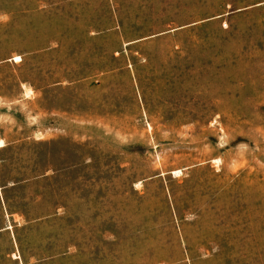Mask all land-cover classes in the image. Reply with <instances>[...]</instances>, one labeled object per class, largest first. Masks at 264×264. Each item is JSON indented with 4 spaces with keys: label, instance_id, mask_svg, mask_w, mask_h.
<instances>
[{
    "label": "rangeland",
    "instance_id": "rangeland-1",
    "mask_svg": "<svg viewBox=\"0 0 264 264\" xmlns=\"http://www.w3.org/2000/svg\"><path fill=\"white\" fill-rule=\"evenodd\" d=\"M0 142V264H264V0H0Z\"/></svg>",
    "mask_w": 264,
    "mask_h": 264
},
{
    "label": "bare ground",
    "instance_id": "bare-ground-1",
    "mask_svg": "<svg viewBox=\"0 0 264 264\" xmlns=\"http://www.w3.org/2000/svg\"><path fill=\"white\" fill-rule=\"evenodd\" d=\"M14 61L18 62V61H20V58L19 57H15ZM0 147H2V142H0ZM16 219H17V217H16Z\"/></svg>",
    "mask_w": 264,
    "mask_h": 264
}]
</instances>
